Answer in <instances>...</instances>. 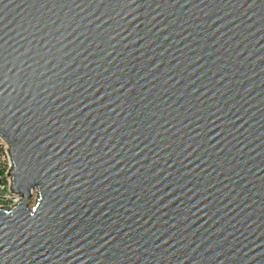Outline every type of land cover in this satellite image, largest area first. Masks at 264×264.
Listing matches in <instances>:
<instances>
[{
    "label": "water",
    "instance_id": "obj_1",
    "mask_svg": "<svg viewBox=\"0 0 264 264\" xmlns=\"http://www.w3.org/2000/svg\"><path fill=\"white\" fill-rule=\"evenodd\" d=\"M0 133V264H264V0H0Z\"/></svg>",
    "mask_w": 264,
    "mask_h": 264
},
{
    "label": "built area",
    "instance_id": "obj_2",
    "mask_svg": "<svg viewBox=\"0 0 264 264\" xmlns=\"http://www.w3.org/2000/svg\"><path fill=\"white\" fill-rule=\"evenodd\" d=\"M9 150L11 146L3 136L0 139V208L13 207L21 200L20 194L12 189L13 174L9 172L14 167V160ZM31 194L30 200L34 202L37 193L32 190Z\"/></svg>",
    "mask_w": 264,
    "mask_h": 264
},
{
    "label": "rangeland",
    "instance_id": "obj_3",
    "mask_svg": "<svg viewBox=\"0 0 264 264\" xmlns=\"http://www.w3.org/2000/svg\"><path fill=\"white\" fill-rule=\"evenodd\" d=\"M33 204H34L33 200H29V205H33Z\"/></svg>",
    "mask_w": 264,
    "mask_h": 264
},
{
    "label": "snow or ice",
    "instance_id": "obj_4",
    "mask_svg": "<svg viewBox=\"0 0 264 264\" xmlns=\"http://www.w3.org/2000/svg\"><path fill=\"white\" fill-rule=\"evenodd\" d=\"M3 138V134L2 133H0V139H2Z\"/></svg>",
    "mask_w": 264,
    "mask_h": 264
}]
</instances>
